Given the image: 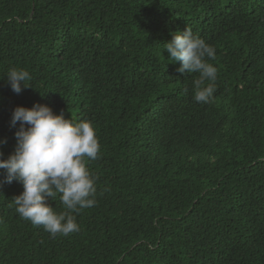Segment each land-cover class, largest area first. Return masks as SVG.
I'll return each mask as SVG.
<instances>
[{
    "label": "trees",
    "instance_id": "trees-1",
    "mask_svg": "<svg viewBox=\"0 0 264 264\" xmlns=\"http://www.w3.org/2000/svg\"><path fill=\"white\" fill-rule=\"evenodd\" d=\"M185 28L215 49L208 103L165 51ZM37 103L95 127L96 203L52 237L0 185V264H264V0H0V158Z\"/></svg>",
    "mask_w": 264,
    "mask_h": 264
},
{
    "label": "clouds",
    "instance_id": "clouds-1",
    "mask_svg": "<svg viewBox=\"0 0 264 264\" xmlns=\"http://www.w3.org/2000/svg\"><path fill=\"white\" fill-rule=\"evenodd\" d=\"M165 46L168 60L180 62L179 73L198 74L193 81V99L210 102L217 79V68L208 62L215 58L214 47L188 28L173 34ZM6 77L14 93L30 87L31 75L24 69L13 68ZM18 122L15 150L6 159L0 158V185L13 181L22 184V193L13 198L16 213L34 226H42L52 237L79 232L70 213L96 203L97 178L86 166V159H98L101 151L95 127L91 121L66 119L63 112L56 114L50 106L38 103L31 108L17 106L10 123L15 127ZM57 194L67 209L64 213H57L47 202L49 198L55 200Z\"/></svg>",
    "mask_w": 264,
    "mask_h": 264
}]
</instances>
